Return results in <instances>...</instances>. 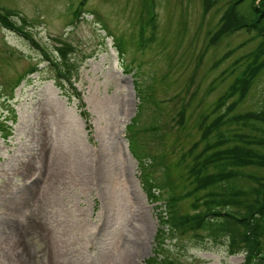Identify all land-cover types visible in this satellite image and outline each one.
Instances as JSON below:
<instances>
[{"label": "rangeland", "instance_id": "374dc122", "mask_svg": "<svg viewBox=\"0 0 264 264\" xmlns=\"http://www.w3.org/2000/svg\"><path fill=\"white\" fill-rule=\"evenodd\" d=\"M80 1L0 0L28 18L45 49L68 48L91 124L42 50L0 24V122L12 125L7 137L0 128V264H149L157 249L175 264H242L244 252L231 254L226 239L205 233L172 235L157 248L165 207L150 200L141 160L165 157L161 166L144 163L156 182L171 180L163 199L192 188L193 157L183 153L200 141L202 117L222 112L215 104L259 38L241 30L207 47L230 0H155L146 12L144 0H87L72 22ZM153 13L154 31L145 16ZM12 20L23 25L20 16ZM31 65L39 70L28 72ZM232 101L230 114L263 108L264 70L246 100ZM151 125L158 131L145 132ZM198 196L183 200L181 211L193 213Z\"/></svg>", "mask_w": 264, "mask_h": 264}, {"label": "trees", "instance_id": "16d2710c", "mask_svg": "<svg viewBox=\"0 0 264 264\" xmlns=\"http://www.w3.org/2000/svg\"><path fill=\"white\" fill-rule=\"evenodd\" d=\"M80 3L84 7L87 0H82ZM154 4L155 0H144L145 12L153 10ZM73 13L75 19H80L82 16L80 10L76 8H73ZM14 16L23 18L22 26L14 23L11 19ZM145 16L147 25L152 26L154 31L157 27V16L154 13ZM27 20L28 18L23 17L17 9L0 7V23L18 30L40 47L32 40L30 29L26 28ZM241 30L253 33L259 38V43L247 55L242 69L228 87V92L216 102L214 113L218 110L222 112L212 120L202 117L200 141L194 148L191 150L189 148L183 153L184 158L190 159V154L193 157L189 167L192 188L189 187L179 194H170L163 199L162 193L165 192V187L172 186L171 180L156 182L149 170V164H144L149 158L152 162L154 160V166L156 164L161 166L165 157L158 153L154 158L148 156L141 160V173L144 175L145 189L150 200L161 202L165 207L159 214L157 248L164 249L167 238L172 235L189 232L190 234L205 233L204 237L214 240L226 239L231 254L244 252L246 260L242 264H264V107L248 114H230V104L233 105L235 101L228 102L230 98H238V101L246 100L255 80L264 70V0H230L221 17L219 28L207 47L217 45L224 37ZM144 33L141 30V35ZM117 45L123 54L124 43L120 41ZM69 47L73 48L70 44ZM57 51L59 55L57 53L50 56L47 51L44 53L45 56L52 58L49 64L55 72L57 85L72 97L71 93H67V83L73 85L74 74L77 73L78 67L73 59L68 57L66 46L58 47ZM225 56L216 63L222 62ZM35 70H39L38 65H31L28 72ZM129 70L131 72V69ZM25 77L22 75L17 84H20ZM137 88L143 103L144 88L140 82ZM76 94L79 97L80 112L86 118L88 128H91L89 112L84 108L81 92L76 91ZM12 111L15 120V111L13 109ZM135 117L129 127L134 124ZM153 118L155 121L156 116L154 115ZM8 126L12 125H8L5 121L0 122L5 137L12 132V128L8 129ZM158 129V125H151L146 126L144 131L155 132ZM199 144L202 146L196 151ZM242 180H245L246 186L240 185L239 182ZM197 194L199 196L193 203L195 211L182 212L181 202ZM157 250L156 253L154 252L155 255L148 259L149 264H175L174 259L168 256L158 258Z\"/></svg>", "mask_w": 264, "mask_h": 264}]
</instances>
